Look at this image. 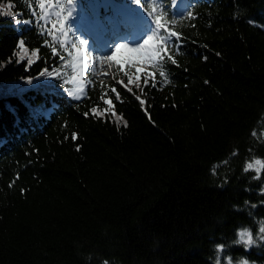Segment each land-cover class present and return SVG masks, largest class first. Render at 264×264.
I'll use <instances>...</instances> for the list:
<instances>
[{
	"label": "trees",
	"instance_id": "obj_1",
	"mask_svg": "<svg viewBox=\"0 0 264 264\" xmlns=\"http://www.w3.org/2000/svg\"><path fill=\"white\" fill-rule=\"evenodd\" d=\"M58 1L108 31L133 5ZM178 2L142 0L179 34L168 49L175 64L141 62L115 69V79L87 70L72 82L78 69L53 55L46 34L63 18L40 20L37 0H0V264H213L218 244L221 264H264V167L254 164L259 178L244 171L264 161V0ZM26 19L33 23L16 22ZM111 33L113 46L123 43ZM55 36L72 41L70 31ZM45 69L62 77L41 76ZM137 69L128 84L124 72L135 78ZM149 72L156 86L144 85ZM105 92L127 127L91 115ZM245 226L257 241L247 251L233 243Z\"/></svg>",
	"mask_w": 264,
	"mask_h": 264
},
{
	"label": "snow or ice",
	"instance_id": "obj_2",
	"mask_svg": "<svg viewBox=\"0 0 264 264\" xmlns=\"http://www.w3.org/2000/svg\"><path fill=\"white\" fill-rule=\"evenodd\" d=\"M145 2H147V0H145ZM134 3L139 6L142 11L149 17L152 23L151 31L146 35L145 38H143L142 42H140L136 46L130 47L129 43L116 44L114 46V51H112L111 55L108 56H86L84 48L82 46L87 45L88 41L77 37L75 35V31H72L70 26L68 31L64 30V22L69 20V18L73 15V10L71 8L67 11V15L63 16V19H57L51 23V29L46 33L52 39V43H48V46L51 48L53 55L60 57L61 62L66 63V65L71 66L73 69H78V71H76L71 76L72 82H76L80 78L81 73L87 71L88 68H91L92 73L95 74L97 71V61H99L101 64L107 63L109 67H111L112 63L114 62L119 65L120 71L122 72L124 71L125 65L129 68H132L136 67V65L141 62L146 65H150L153 68L160 67V65L164 62L165 59L171 61L173 64L176 63L175 59L169 54L168 49L171 46L173 39L179 41L180 36L178 33L173 31L171 29L170 24L166 20H164L163 17L166 14L163 12H157L155 4L153 5L151 11H149L143 6L142 0H134ZM181 3H183V0H181ZM68 4L73 5V0H68ZM9 7H11V5H9ZM37 7L41 10L39 19L47 23V17L49 16V12L47 11V9L53 7L51 0H37ZM56 7L58 8V11L55 13V15L57 18H59L61 13L64 11V8L63 5H57ZM5 14L12 15V13L10 12ZM32 15L35 17V9L32 10ZM180 15L184 16V13H181ZM192 17L193 13L191 11H188L185 18L190 19ZM16 22L30 25L33 23V20L26 19ZM171 23L175 24L176 21L173 20ZM55 30L59 31L61 37H67L69 31H71L73 40L68 42V46H66V42L63 39H57V37L55 36ZM55 44H59L61 51H58ZM19 48L23 51H27V49L25 48V42L23 40L19 42ZM125 51L129 55L126 59L123 60V63H121L117 60V56L122 57ZM35 54L36 53H33V55ZM28 63L29 65H31L32 61L29 60ZM40 75H56L57 77H62V73L56 71V69H53L52 72H49L48 69H45L40 73ZM124 75L128 79V84H133L134 79L136 81L139 80V69H137V74L135 78L133 75H129L128 72H124ZM160 76L163 77L165 80L167 79L163 71L160 72ZM113 79H115V76H113ZM150 79L152 81V86H156L154 74L151 72L145 74L144 85L148 86ZM28 82L31 83V80H29ZM64 83H69V80L65 79ZM117 83L121 84L128 92L133 93V89L131 87H128V85H125L123 81H117ZM135 87L139 89L141 85L136 82ZM79 91H84L83 82L79 86ZM111 91L115 94L116 100L120 101V94L116 91V88L112 87ZM106 95L107 93L105 92L100 96V100L103 101L105 105L103 110H100L98 107H92L90 109L91 115L97 119H104L108 114H111L112 117L116 118L118 123L122 122L123 125L127 127V121L123 119L122 115L117 116L115 112V105L113 104L112 99H106ZM133 95L135 96V93H133ZM135 98L137 101L140 102L142 106L146 103V101L142 100L140 96H135ZM144 110L147 113V109L145 108ZM88 114L89 113H85L86 116ZM253 135H255V133H253ZM71 139L77 140L78 134L76 132H72ZM76 150H80L79 146H77ZM235 154L236 153H233V155ZM224 163H227V161H225ZM254 164L257 166L264 167V161L260 159H255L254 163H247L246 167L244 168V171L247 172L251 169H254ZM254 170L257 172L256 178H259L260 167H256ZM213 174H215V166L213 167ZM241 235L245 236L246 234L241 233Z\"/></svg>",
	"mask_w": 264,
	"mask_h": 264
},
{
	"label": "rangeland",
	"instance_id": "obj_3",
	"mask_svg": "<svg viewBox=\"0 0 264 264\" xmlns=\"http://www.w3.org/2000/svg\"><path fill=\"white\" fill-rule=\"evenodd\" d=\"M55 1L52 3L53 7L48 9L50 17L52 16L56 17L55 13L58 11V8L56 7L57 5H63L60 1L58 0ZM132 4L133 5L124 7L122 9L124 15L129 17L128 19H125V21L123 20V25H126L125 27H127L126 33L121 32L120 33L121 38H116V40H121L123 41V43H129L130 47L136 46L140 42H142L143 38H145L146 36L145 30H148L151 22L149 17L142 11V9L134 3V0ZM179 5H181V2L177 3V6ZM73 14L74 15H72V17H70L69 20L66 21L67 28L69 29L70 26L71 30L75 31V35L77 37H80V39H85L88 41V44L83 46L88 47L89 49H91V51L84 50L85 55L89 57L110 55L112 51H114V46L112 45L114 37L112 36L111 32L115 30L110 29L111 31H108L106 26L104 25L99 26V24L95 20L86 16L85 14L76 16V11H74ZM65 15H67V13L63 11L59 18H63V16ZM113 21H115L114 17H113ZM116 22H119L121 24L120 21H116ZM144 27L146 29H143ZM116 30H117V25H116ZM118 31H122V28H120ZM70 37L73 40L71 31H70ZM93 52H96L97 55H95ZM128 55L129 54L125 51L122 57L121 56L117 57V60L123 63V60L126 59ZM118 68H120L119 65H117L114 62L112 63V66L109 67L107 63L101 64L99 61H97L96 64L97 71L95 74L96 75L104 74L107 76L108 75L113 76L114 73L116 72L115 69ZM128 68L129 67L125 65L124 70H128ZM88 70L91 71V68H88ZM82 82L84 83L83 80H79L78 83L81 84ZM80 97L82 96H79L78 98Z\"/></svg>",
	"mask_w": 264,
	"mask_h": 264
},
{
	"label": "clouds",
	"instance_id": "obj_4",
	"mask_svg": "<svg viewBox=\"0 0 264 264\" xmlns=\"http://www.w3.org/2000/svg\"><path fill=\"white\" fill-rule=\"evenodd\" d=\"M259 232L264 233V221L259 224ZM241 233H245V236H242ZM261 239L264 240V236H261ZM235 245H243L245 250L247 251L251 246L255 245L257 241L253 239L251 235V229L247 226L237 229V239L233 241ZM223 244L215 245V251L217 253V258L213 262V264H221V260L219 258L220 253H222L224 249ZM107 264V262H105ZM225 264H249V261L246 257H239L237 260L233 261L231 256L225 258Z\"/></svg>",
	"mask_w": 264,
	"mask_h": 264
}]
</instances>
